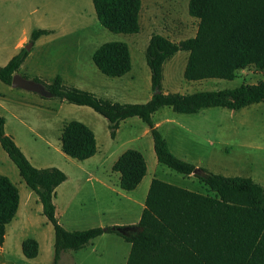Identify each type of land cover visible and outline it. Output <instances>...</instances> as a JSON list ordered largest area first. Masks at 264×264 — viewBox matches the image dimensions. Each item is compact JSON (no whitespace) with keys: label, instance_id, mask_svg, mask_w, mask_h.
Segmentation results:
<instances>
[{"label":"rangeland","instance_id":"obj_1","mask_svg":"<svg viewBox=\"0 0 264 264\" xmlns=\"http://www.w3.org/2000/svg\"><path fill=\"white\" fill-rule=\"evenodd\" d=\"M187 6L188 0H141L139 31L123 33L110 31L98 22L91 0H0V66L18 52L15 44L23 35L29 36L33 28H51L50 35L27 41L32 45L18 69L21 76L48 83L58 74L66 86L89 90L121 103L144 102L153 92L145 60L149 36L160 33L173 41L194 36L198 19L189 15ZM79 24L83 26L79 28ZM71 29H77L74 35H63ZM112 40L124 41L129 48L131 68L120 77L101 73L91 60L92 51L99 44ZM187 55V50H178L163 62L162 91L188 93L231 88L264 78V70L248 66L238 69L232 79L189 81L183 77ZM66 61H76L74 68H65ZM162 108L167 116H191L182 120L190 132L161 125L178 156L207 171L248 176L264 186V101L240 109L207 107L192 114L173 111L169 106ZM160 114L158 111L154 119H159ZM0 115L5 119V131L13 135L34 166H55L66 174L68 179L58 187L53 198L57 220L66 229L130 223L139 212V195L120 188L118 179L109 180L107 172L95 164L98 153L89 160H78L61 151L59 129L71 119L90 125L99 148L102 145L111 149L105 160L109 171L116 155L126 148H135L143 153L150 167L146 178L155 172L157 178L206 192L205 185L196 177L188 178L157 161L156 166L152 165L151 134L137 116L121 120L116 137L112 138L108 121L91 107L13 87L1 80ZM88 172L92 176L85 181ZM0 173L17 186L21 198L28 196L6 226L0 264H51L52 225L43 215L37 195L25 184L1 146ZM93 175L107 182L110 188L94 180ZM67 204L68 209L63 211ZM26 237L38 242L35 257H25L21 251V242ZM128 249L129 243L120 236L104 234L80 249L62 252L59 264H125Z\"/></svg>","mask_w":264,"mask_h":264},{"label":"trees","instance_id":"obj_2","mask_svg":"<svg viewBox=\"0 0 264 264\" xmlns=\"http://www.w3.org/2000/svg\"><path fill=\"white\" fill-rule=\"evenodd\" d=\"M98 22L113 32L139 31L141 0H91ZM189 15L198 19L194 36L173 41L151 33L145 48L151 89L144 102H118L95 93L66 86L57 74L48 83L38 78L49 96L86 105L108 121L110 137L121 120L137 116L148 127L157 162L185 175L192 174L206 187L198 192L152 177L139 220L135 224H112L69 230L55 216V187L66 174L55 166L36 167L13 137L5 132L0 115V146L18 169L25 184L37 195L41 211L53 228V257L59 264L62 252L86 246L103 233H114L130 243L125 264H264V186L241 175H223L176 156L154 124L152 113L169 106L180 113H196L203 108L240 109L264 101V78L231 88L201 89L188 93L164 92L161 87L162 64L178 50H187L183 69L186 80L232 79L240 68L254 66L264 70V0H188ZM49 28H33L30 41L48 34ZM28 49L22 46L0 66V80L11 83ZM91 60L103 74L120 77L131 68L126 42L112 40L99 44ZM157 90V91H155ZM61 151L83 160L96 152L92 129L82 121L63 123ZM111 169L119 173V186L132 190L146 171L143 154L126 148ZM19 191L8 176L0 173V246L5 225L17 212ZM25 257H35L38 242L26 237L21 242Z\"/></svg>","mask_w":264,"mask_h":264},{"label":"crops","instance_id":"obj_3","mask_svg":"<svg viewBox=\"0 0 264 264\" xmlns=\"http://www.w3.org/2000/svg\"><path fill=\"white\" fill-rule=\"evenodd\" d=\"M79 28H81L80 26H83V25H77ZM78 28V29H79ZM49 29H51V28H49ZM52 31H53V29H51ZM75 30H77V29H75ZM75 30L74 29H71L70 31H65V34H63L64 36H66V35H74L75 34ZM51 31V32H52ZM51 32L50 33H48V34H44V35H40L39 37H37L35 40L37 41V40H39V39H41L43 36H48V35H50L51 34ZM29 38H30V34H29V36H27V35H23L17 42H16V44H15V49H20L22 46H26L27 44H30L29 45V48H28V50L31 48V45H32V42H27V41H29ZM34 41V40H33ZM26 43V44H25ZM8 61V60H7ZM6 61V62H7ZM75 62L76 61H66L65 63H64V67L65 68H74L73 67V65L75 64ZM163 107V106H162ZM162 107H159L156 111H154L153 113H152V120H153V122H154V124L157 126V128L160 130V132L162 133V135L165 137V139H166V141H167V144H168V146H169V148H170V150L176 155V156H178V154L172 149V147L170 146V143H169V140H168V138L166 137V134L164 133V131H162V129H161V125H163V124H165V125H167L168 126V128H172L173 130H176V131H181V132H190L189 130H188V127L186 126V125H184V123H182L183 121V119H187V118H190L191 116H182V115H177L178 117H175V116H167V115H165V113L163 112V110H161V109H163ZM158 111H161V114H160V117H159V119H154V115L158 112ZM186 114H192V113H186ZM179 118V119H178ZM120 124V123H119ZM87 125V124H86ZM4 126H5V123H4ZM91 129H92V131H93V133H94V130H93V128L90 126V125H88ZM5 128V127H4ZM62 128V127H61ZM61 128L59 129L60 131H61ZM118 128H119V126H118ZM118 128H117V130H118ZM117 130H116V132H115V136L114 137H116V134H117ZM59 131V132H60ZM6 132V131H5ZM6 133H8V132H6ZM8 134H10L12 137H13V135L11 134V133H8ZM59 135H60V133H59ZM95 135V134H94ZM59 137V136H58ZM95 139H96V137H95ZM13 140L15 141V139H14V137H13ZM151 142H152V138H151ZM15 143H16V141H15ZM17 144V143H16ZM152 147H153V142H152ZM125 150V149H124ZM123 150V151H124ZM137 150H139V149H137ZM108 151H110L111 152V149H109V150H107L106 148H103V146L101 145V147L99 148V146H98V144H97V141H96V152H95V154H99V157H98V159L95 161V164L98 166V167H102L106 172H107V174H108V176H109V180H112L113 182H116V180L118 179V184H119V173L117 172V171H114L113 172V170L111 169V166H112V164H113V162L115 161V159L118 157V155L122 152H120L118 155H116V157H115V159H113V161H112V163L110 164V171H109V167H108V165H106L105 166V160H106V158H107V153H108ZM140 151V150H139ZM141 152V151H140ZM142 153V152H141ZM94 154V155H95ZM143 154V153H142ZM94 155H92V156H90V157H88V158H86L85 160H89V159H91ZM67 156V155H66ZM144 156V155H143ZM180 156V155H179ZM178 156V157H179ZM69 157V156H68ZM72 158V157H71ZM144 158H145V156H144ZM180 158H185V157H183V156H180ZM75 159V158H74ZM84 160V159H83ZM151 160H152V165H154V166H156L157 164H156V161H157V159H156V156H155V153L154 154H152V152H151ZM185 160V159H184ZM145 161H146V159H145ZM190 162V161H189ZM159 163V162H158ZM194 164V163H193ZM196 166H197V164H195ZM81 167V166H80ZM87 171V170H86ZM148 171H151L150 170V167H149V165H148V163H147V161H146V171H145V174L143 175V177L141 178V180H140V182L137 184V186L134 188V189H132V190H128V191H130V192H132V193H134V191H135V193H137V195H139V201L137 202L138 203V207H139V212L141 213V210H142V208H143V205H144V199H145V195H146V193H147V190H148V186H149V183H150V180H151V178L152 177H156V174H155V172H151L152 174H151V176L150 177H148V178H146V175H147V172ZM116 172L118 173V175L116 174ZM91 176L92 175H90V173L88 172V173H86V176H85V181H88V180H90V178H91ZM188 178H192V177H194L192 174H189V175H186ZM68 178L66 177V179L64 180V181H62L59 185H57L56 187H55V196H56V193H57V189H58V187H60L66 180H67ZM93 179L94 180H96V181H98V182H101L104 186H106L107 188H110V186L108 185V183L107 182H104L103 181V179H101L100 177H98V176H95V175H93ZM168 182V181H167ZM174 184V183H173ZM177 184V183H176ZM180 186V185H179ZM139 187V188H138ZM137 189V190H136ZM139 189V190H138ZM189 189V188H188ZM190 190H192V189H190ZM19 191V190H18ZM137 191V192H136ZM139 191V192H138ZM199 192V191H198ZM54 196V197H55ZM53 197V198H54ZM27 199H28V196H27V194H26V196H24V198H21V195H20V192H19V204H18V206L20 205V207H21V205L23 204H25V202L27 201ZM54 201V200H53ZM54 205H55V216L57 215V206H56V204H55V202H54ZM18 209V208H17ZM68 209V204L65 206V207H63L62 208V210L63 211H66ZM139 212H138V214H137V217H136V219H134L133 221H131L130 223H124V224H135L138 220H139V217H140V214H139ZM56 218H57V216H56ZM11 222V221H10ZM9 222V223H10ZM9 223H7L6 225H5V235H4V241H5V238H6V226L9 224ZM69 230H73V229H69ZM104 234H110V233H103V234H101V235H104ZM101 235H99V236H101ZM99 236H97V237H99ZM97 237H95V238H97ZM95 238H93V239H95ZM92 239V240H93ZM91 240V241H92ZM4 241H3V243H4ZM91 241L89 242V243H91ZM127 242V241H126ZM129 243V242H128ZM129 248H130V243H129ZM128 251H129V249H128ZM127 254H128V252H127ZM127 257V256H126ZM60 261V260H59ZM125 261H126V258H125ZM60 263V262H59Z\"/></svg>","mask_w":264,"mask_h":264},{"label":"water","instance_id":"obj_4","mask_svg":"<svg viewBox=\"0 0 264 264\" xmlns=\"http://www.w3.org/2000/svg\"><path fill=\"white\" fill-rule=\"evenodd\" d=\"M29 45L30 44H27L25 46V48L28 49ZM10 84L13 87H20V88H23L26 90L35 91V92H37L41 95H44V96H49V93L47 92L45 86L41 82H38L34 79L24 78L18 72H15L12 75ZM155 91H157V90H155Z\"/></svg>","mask_w":264,"mask_h":264}]
</instances>
